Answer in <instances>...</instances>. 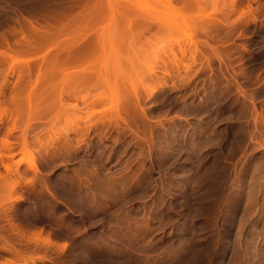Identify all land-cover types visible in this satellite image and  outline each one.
<instances>
[{
	"label": "rangeland",
	"instance_id": "obj_1",
	"mask_svg": "<svg viewBox=\"0 0 264 264\" xmlns=\"http://www.w3.org/2000/svg\"><path fill=\"white\" fill-rule=\"evenodd\" d=\"M83 1L0 0V264H264V0H174L72 59L67 32L28 52L31 21Z\"/></svg>",
	"mask_w": 264,
	"mask_h": 264
},
{
	"label": "bare ground",
	"instance_id": "obj_2",
	"mask_svg": "<svg viewBox=\"0 0 264 264\" xmlns=\"http://www.w3.org/2000/svg\"><path fill=\"white\" fill-rule=\"evenodd\" d=\"M76 1V0H75ZM173 1L174 0H86V1H83V3H80L81 4V9L79 10V11H75L76 13L72 16V17H70V21H68L67 22V24L65 25V26H63V27H61V28H57V30L56 31H52L50 28H48L47 26V30L45 31V30H43V29H45V28H43L42 30L43 31H41V28H39V27H41V26H36L35 25V23H34V21L32 22L31 20V22L28 20V23L30 22V24L28 25V27L26 28L27 29V34H26V36H27V40H28V42H29V46L27 47V45H26V47H27V50H28V52H31L30 50H32V52H35V48H40V46H38L37 47V44H39V43H37V41H42V40H47V39H52L53 37H59V36H57V35H61V34H65L66 35V32L67 33H72V40H69L68 38H66L67 37V35H66V39L67 40H69V41H62V40H58V51L55 53V55L56 54H58V55H62V53H60V52H66V57H64V58H66V60H68L69 58H73V56H74V54H75V52H73L72 51V46H73V44L76 42V41H78L80 38H85V37H87L88 35H92V36H94V38L93 39H96L97 41H95V42H98V43H100V44H103L104 43V46L106 45V43L104 42V40L107 38L108 39V35H110L111 34V32H113V31H115L113 34L115 35V33L117 32L118 33V31H117V29H118V27L119 26H122V25H125L126 26V30H130L132 27H130L131 25L133 26V24H135V25H137V23H136V21H134V20H136V18L137 17H142L143 15H145V17H149L148 16V14L146 15V13L144 12V11H147V13H149L150 12V7H151V9L153 8V7H159L160 5H162V6H164V7H176L175 6V2H174V4H173ZM77 3V2H76ZM79 4V5H80ZM71 5V4H70ZM73 5H74V3H73ZM76 5V4H75ZM78 5V4H77ZM162 6H160V7H162ZM69 10V9H68ZM74 10H75V8H74ZM77 10H78V8H77ZM71 11H73L72 9H71ZM67 12V11H66ZM70 11H68V13H69ZM71 13V12H70ZM69 13V14H70ZM68 15V14H67ZM64 16V15H63ZM70 16V15H69ZM28 19V18H27ZM151 19H153V17H151ZM24 20V19H23ZM140 20V19H139ZM139 20H137V22L139 21ZM153 20H155V19H153ZM153 20H152V23H153ZM24 21H26V20H24ZM133 21H134V23H133ZM141 21H143V19L141 20ZM140 22V21H139ZM151 22V21H150ZM28 23H26V24H28ZM102 23H106V24H104V25H102V26H100V24H102ZM133 23V24H132ZM145 22L143 21V23H141L142 25L144 24ZM134 25V26H135ZM141 25V26H142ZM145 25H147V24H145ZM124 26V27H125ZM133 26V27H134ZM43 27H45V26H43ZM52 27V26H51ZM120 28L119 27V30L120 29H122V30H120V31H123V30H125V28ZM109 28H110V30H109ZM115 28V29H114ZM130 28V29H129ZM137 28V27H136ZM25 29V28H24ZM107 29H108V31H107ZM133 29V28H132ZM111 30H113V31H111ZM125 30V31H126ZM23 31H25V30H23ZM111 31V32H110ZM109 32V33H108ZM122 33V32H121ZM108 34V35H107ZM123 34V33H122ZM121 34V35H122ZM64 35V36H65ZM117 35V34H116ZM107 36V37H106ZM104 37H105V39H104ZM110 37V36H109ZM117 37V36H116ZM89 38H91V37H89ZM64 39V38H63ZM65 39V40H66ZM88 39V38H87ZM92 39V40H93ZM110 39H112V38H110ZM89 40V39H88ZM87 40V41H88ZM101 40V41H100ZM102 40H103V43H102ZM114 40H116V38L114 37ZM82 41V40H81ZM85 41H86V39H85ZM105 41H107V40H105ZM110 41V40H109ZM54 42H55V40H54ZM93 42H94V40H93ZM111 43L112 42H114V41H110ZM115 42H117V41H115ZM49 43V42H48ZM57 43L55 44V45H57ZM82 43H83V41H82ZM91 43V42H90ZM98 43H96V44H98ZM42 44H45V43H42ZM42 44L40 43V45L42 46ZM25 45H23L22 47L24 48V46ZM47 45V44H46ZM45 45V46H46ZM54 45V46H55ZM84 45V44H83ZM99 45V44H98ZM97 45V46H98ZM97 46H95L94 47V49H96V47ZM44 47V46H43ZM42 47V49H44ZM48 47H50V45L48 46ZM53 47V46H52ZM87 48H89L88 46H86ZM86 47H84V50H85V48ZM30 48V49H29ZM38 48V49H39ZM98 49H100L99 47H97ZM102 48H104V47H101V49ZM35 49V50H34ZM41 49V48H40ZM46 49H47V47H46ZM56 49V48H55ZM1 50V49H0ZM26 50V49H25ZM24 50V51H25ZM26 50V51H27ZM34 50V51H33ZM52 50V49H51ZM88 50V49H87ZM40 51V50H39ZM50 51V50H49ZM89 51H90V49H89ZM94 50H92L91 52H93ZM97 51V50H96ZM96 51H95V53H96ZM101 51V50H100ZM4 52V51H3ZM6 52V51H5ZM5 52L3 53V55L5 54ZM37 52V51H36ZM36 52H35V54H36ZM51 52V51H50ZM91 52H89V54L91 55ZM7 53V52H6ZM9 53V52H8ZM76 53L77 54H79L78 53V51H76ZM87 53V52H86ZM33 54V53H32ZM88 54V55H89ZM92 54H94V52L92 53ZM49 55V54H48ZM53 55V54H52ZM52 55H49L48 57H52L53 58V56ZM54 55V56H55ZM44 56V55H43ZM75 56H76V54H75ZM86 56V55H85ZM1 57V56H0ZM2 57H4V56H2ZM1 57V58H2ZM33 57H34V54L32 55V57H31V59H33ZM50 57V58H51ZM58 56L56 55L55 56V58L54 59H56ZM63 57V56H62ZM29 58V57H28ZM27 58V59H28ZM49 58V59H50ZM51 58V59H52ZM77 58V57H76ZM16 59V58H15ZM48 59V60H49ZM50 59V60H51ZM57 59H59V58H57ZM57 59L55 60V61H57ZM16 60H18V59H16ZM15 60V61H16ZM24 60V59H23ZM48 60H44V61H48ZM48 61L49 62V64L52 62V61H54L53 59H52V61ZM62 60V59H61ZM65 59H64V61L62 60V62H63V64H64V62L66 61ZM79 60H80V57H79ZM22 61V60H21ZM77 61V60H76ZM20 62V61H19ZM18 62V63H19ZM23 62H25V61H23ZM23 62H21V63H19V64H21V66H22V63ZM26 62L28 63V62H30V59H28V60H26ZM24 63L25 65H27V63ZM36 63L38 62L37 60L35 61ZM59 63H60V59H59V61H58ZM14 64H15V66H17L18 68H20L21 66H18L17 64V62H13ZM33 64H34V62H32ZM38 64V63H37ZM53 64V63H52ZM52 64L49 66L48 64H47V66H49V67H54V65L56 66V64L57 63H54L53 64V66H52ZM28 65H29V63H28ZM28 65L26 66V67H28ZM31 65V64H30ZM35 65V64H34ZM58 65V64H57ZM80 65V64H79ZM82 65V64H81ZM14 66V65H13ZM14 66V67H15ZM32 66V65H31ZM62 66V65H61ZM17 67H15V69L14 70H16V68ZM23 67V66H22ZM25 67V66H24ZM34 67V66H33ZM41 68V67H40ZM55 68V67H54ZM89 67H87V69H88ZM11 69V68H10ZM44 69V68H43ZM49 70H51L50 68H48ZM75 69V68H74ZM79 69V68H78ZM58 70H59V68H58ZM63 70V69H62ZM89 70V69H88ZM44 71V70H43ZM74 71V70H73ZM78 71V70H77ZM80 71V70H79ZM81 71H83V68L81 69ZM86 70H84V72H85ZM45 72H46V69H45ZM55 72V71H54ZM57 72V71H56ZM55 72V73H56ZM88 72V71H87ZM75 73V72H74ZM86 73V72H85ZM11 74V73H10ZM44 74V73H43ZM46 74H47V72H46ZM52 74V73H51ZM57 74H58V72H57ZM56 74V75H57ZM76 75H77V72L75 73ZM74 74V75H75ZM13 75V74H12ZM48 75V74H47ZM46 75V76H47ZM72 76H74L73 74H71ZM74 76L75 77V81H77L78 83H81V81L82 80H84V81H86L85 79H83L81 76L82 75H79V76ZM84 75H86V74H84ZM84 75H83V77H84ZM39 76V75H38ZM44 77V76H43ZM51 77H52V75H51ZM64 77V76H63ZM77 77H79L80 79H81V81H78L77 80ZM36 78H38V77H36ZM36 78H34L33 80H35ZM53 78H54V74H53ZM44 79H45V77H44ZM8 80V79H7ZM32 80V79H31ZM45 81V80H44ZM53 81V80H52ZM83 81V82H84ZM36 81H34V83H35ZM42 82H43V80H42ZM33 83V84H34ZM44 83V82H43ZM43 83H41L42 84V86H43ZM28 84H31L32 85V83H28ZM40 84V85H41ZM46 84H48V83H46ZM50 84V83H49ZM52 84V83H51ZM50 84V85H51ZM7 85V84H6ZM35 85H37V84H35ZM35 85L34 86H32L31 88H33V87H35ZM46 87H47V85H45ZM45 86H43V88L45 87ZM8 87V86H7ZM38 87V86H37ZM1 88V87H0ZM3 88H4V86H3ZM31 88H30V90H31ZM39 88V87H38ZM42 88V87H41ZM2 89V88H1ZM6 89H8V88H6ZM37 89V88H36ZM33 90H34V88H33ZM32 91V90H31ZM35 91V90H34ZM5 92V91H4ZM28 92H30V91H28ZM76 93V92H75ZM30 94V93H29ZM76 95V94H75ZM79 95V94H78ZM77 95V96H78ZM30 96H32V95H30ZM61 96H63L62 95V93H61ZM77 96H75V97H77ZM63 97H65V96H63ZM62 97V98H63ZM1 98V97H0ZM31 98V97H30ZM0 104H1V102H0ZM1 107H3V106H1ZM3 109V108H2ZM6 110H8L7 108H6ZM5 111V110H4ZM4 111H3V116H4V114H6V113H4ZM2 113V112H1ZM0 113V114H1ZM8 114V113H7ZM1 117H2V114H1ZM5 117V116H4ZM1 157V156H0ZM2 160V159H1ZM1 178H2V176L0 175V184L2 185V183L3 182H1V181H3V179L1 180ZM4 178V177H3ZM14 177H10L9 179L11 180V182H12V180H13V182H14V179H13ZM10 180H9V182H8V184H6V185H9L10 184ZM6 180H4V182H5ZM13 182H12V184H13ZM6 183V182H5ZM12 184H10L9 186H7L6 188L8 189V187H10L9 189H11V187L13 186V191H15V189H14V184L12 185ZM16 184V183H15ZM6 185H4V183H3V185H2V187H4V186H6ZM17 185V184H16ZM2 190H3V188H1ZM7 189H4V190H7ZM16 190H17V188H16ZM1 191V190H0ZM10 191V190H9ZM11 191H12V189H11ZM5 192V191H4ZM6 192H8V190L6 191ZM5 192V193H6ZM9 193V192H8ZM1 194V193H0ZM4 194V193H3ZM7 194V193H6ZM8 195H10V194H8ZM0 200H2V201H4L3 199H1V197H0ZM2 201H0V206H2ZM6 201V200H5ZM5 205V204H4ZM3 205V206H4ZM0 215H1V213H0ZM1 217V216H0ZM235 221V220H234ZM1 228V227H0ZM2 231L0 230V233H1ZM35 233V232H34ZM42 233V232H41ZM1 235V234H0ZM4 235V234H3ZM36 235H38V233L36 234ZM43 235H44V237L42 238L43 239V241L45 242V243H43L44 245L46 244L47 246H49L50 244H48V243H50L51 242V240L50 239H48V236L47 235H49V234H44L43 233ZM45 235H46V237L47 238H45ZM33 236V235H32ZM41 236L42 235H40L39 237H38V240H37V236H36V238H35V240H37L36 242H40L41 241ZM4 237V236H3ZM34 237H35V235H34ZM232 237V236H231ZM5 238V237H4ZM3 238V239H4ZM31 238V237H30ZM2 239V238H1ZM2 239V240H3ZM7 239V238H6ZM34 239V238H33ZM1 241V240H0ZM8 244H9V242H8ZM42 244V245H43ZM56 244H57V242H56ZM59 244V243H58ZM52 245V244H51ZM6 246V245H5ZM8 246V245H7ZM61 246V245H60ZM65 246V245H64ZM13 247V246H12ZM51 247V246H50ZM14 248V247H13ZM63 248V247H62ZM65 248V247H64ZM11 249V248H10ZM16 251H17V249H15ZM12 251V250H11ZM19 251H20V249H19ZM18 251V252H19ZM28 256V255H27ZM27 256H26V258L24 259L25 260V262H23V264H28V262H30V261H34V262H36L37 260V258L34 260V256H33V258H32V256L30 255V257H28L27 258ZM37 256V255H36ZM40 256H41V254H40ZM39 255H38V257H40ZM24 257V256H23ZM22 257V258H23ZM42 257V256H41ZM15 258V257H14ZM43 258V257H42ZM40 259V258H39ZM15 260V259H14ZM14 260H8V261H6L5 263L6 264H17V262L16 261H14ZM1 263V262H0ZM22 264V263H21Z\"/></svg>",
	"mask_w": 264,
	"mask_h": 264
}]
</instances>
